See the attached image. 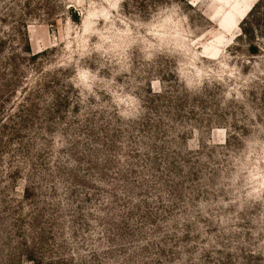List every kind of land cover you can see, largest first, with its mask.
I'll return each mask as SVG.
<instances>
[{
  "label": "rangeland",
  "instance_id": "rangeland-1",
  "mask_svg": "<svg viewBox=\"0 0 264 264\" xmlns=\"http://www.w3.org/2000/svg\"><path fill=\"white\" fill-rule=\"evenodd\" d=\"M257 1L0 0V264H264Z\"/></svg>",
  "mask_w": 264,
  "mask_h": 264
},
{
  "label": "trees",
  "instance_id": "trees-1",
  "mask_svg": "<svg viewBox=\"0 0 264 264\" xmlns=\"http://www.w3.org/2000/svg\"><path fill=\"white\" fill-rule=\"evenodd\" d=\"M259 9H264V0H258L253 6L252 8L249 10L248 14L243 18L242 22H241V32L240 34L237 36L238 38H244L245 40H252L256 33H255V28L253 26H249V18H254L255 14L259 11ZM255 19V18H254ZM264 50V47H260L259 45H257L256 43L251 44L249 46V50L252 53L258 52V50ZM24 54H29L31 53V50L29 49V47H27L26 49L23 50ZM37 54H32L31 56H29L31 59L34 58ZM11 79V78H10ZM11 81H9L8 83L10 84ZM35 90H31V94H35Z\"/></svg>",
  "mask_w": 264,
  "mask_h": 264
},
{
  "label": "bare ground",
  "instance_id": "bare-ground-1",
  "mask_svg": "<svg viewBox=\"0 0 264 264\" xmlns=\"http://www.w3.org/2000/svg\"><path fill=\"white\" fill-rule=\"evenodd\" d=\"M230 10H231V8H230ZM236 10H239L238 11V14H240V13H242L243 11H246V10H248V8H247V6L246 7H244L243 9H236ZM229 12V11H228ZM235 12V11H234ZM230 13V12H229ZM233 15V14H232ZM230 16V15H229ZM226 21H227V19H226ZM229 21V20H228ZM227 26H229V22H228V25Z\"/></svg>",
  "mask_w": 264,
  "mask_h": 264
}]
</instances>
